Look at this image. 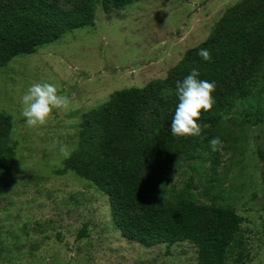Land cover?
I'll return each instance as SVG.
<instances>
[{"label": "rangeland", "instance_id": "1", "mask_svg": "<svg viewBox=\"0 0 264 264\" xmlns=\"http://www.w3.org/2000/svg\"><path fill=\"white\" fill-rule=\"evenodd\" d=\"M258 1L139 0L109 12L98 5L92 26L68 30L0 67V111L12 117L15 144L0 179V264H197L190 242L144 247L122 238L102 192L69 168L56 173L64 159L59 148H75L83 113L116 90L164 79L232 6ZM36 82L56 85L71 103L66 111L54 109L45 125L29 127L21 98ZM244 107L236 102L235 110ZM241 118L186 137L178 155H154L141 180L164 179L171 200L214 203L240 215L243 246L225 264H264V159L257 150H264V119ZM214 137L222 141L216 151L209 147Z\"/></svg>", "mask_w": 264, "mask_h": 264}, {"label": "trees", "instance_id": "2", "mask_svg": "<svg viewBox=\"0 0 264 264\" xmlns=\"http://www.w3.org/2000/svg\"><path fill=\"white\" fill-rule=\"evenodd\" d=\"M138 1L0 0V67L15 56L35 53L68 30L92 26L98 5L109 12ZM228 13L203 41L184 52L164 79L116 90L83 113L75 150L56 170L62 174L71 169L107 197L111 222L122 238L144 247L190 242L197 250V264H225L242 248V217L214 203L171 200L164 179L143 182L141 170L154 155L184 152L186 137L173 136L170 124L178 104L176 84L193 68L200 73L198 79L216 83L215 104L210 111L202 110L197 121L202 132L233 115L244 122L251 116L254 122L264 119V0L236 4ZM202 48L210 51V61L198 56ZM236 102L246 107L237 112ZM146 113L150 118H144ZM13 127L11 115L0 111V179L15 157ZM257 150L264 159V150ZM210 160L214 165L215 158L210 155ZM85 230L81 228L79 236ZM235 258L240 261L241 252Z\"/></svg>", "mask_w": 264, "mask_h": 264}, {"label": "clouds", "instance_id": "3", "mask_svg": "<svg viewBox=\"0 0 264 264\" xmlns=\"http://www.w3.org/2000/svg\"><path fill=\"white\" fill-rule=\"evenodd\" d=\"M198 56L205 61L211 60L208 49H200ZM200 73L193 68L191 73L183 81L176 84L178 104L170 124V130L175 137H201L202 128L197 123L201 111H210L215 104L212 93L216 89L214 81L198 79ZM70 99L58 92L56 85L48 82L33 83L28 91L22 96V112L29 127H39L47 123L54 109L68 110ZM222 145L219 137L209 141V147L216 151ZM55 147V144L53 145ZM66 145H61L59 151L64 159L71 157L72 151Z\"/></svg>", "mask_w": 264, "mask_h": 264}]
</instances>
